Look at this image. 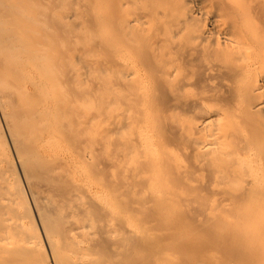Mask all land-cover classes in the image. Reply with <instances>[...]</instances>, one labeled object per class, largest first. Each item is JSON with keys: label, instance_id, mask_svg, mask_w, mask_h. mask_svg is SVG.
Here are the masks:
<instances>
[{"label": "bare ground", "instance_id": "bare-ground-1", "mask_svg": "<svg viewBox=\"0 0 264 264\" xmlns=\"http://www.w3.org/2000/svg\"><path fill=\"white\" fill-rule=\"evenodd\" d=\"M0 264H264V0H0Z\"/></svg>", "mask_w": 264, "mask_h": 264}]
</instances>
